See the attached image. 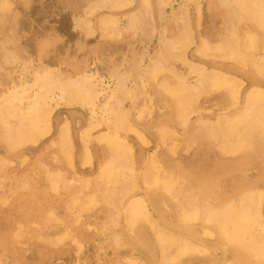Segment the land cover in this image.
<instances>
[{
	"label": "rangeland",
	"instance_id": "rangeland-1",
	"mask_svg": "<svg viewBox=\"0 0 264 264\" xmlns=\"http://www.w3.org/2000/svg\"><path fill=\"white\" fill-rule=\"evenodd\" d=\"M245 3L0 0V264H164L181 242L164 249L147 223L132 227L133 199L208 250L177 264H258L205 221L264 193V27ZM254 90L262 101L248 110ZM152 176L172 180V197L145 186ZM259 207L256 241L264 196Z\"/></svg>",
	"mask_w": 264,
	"mask_h": 264
},
{
	"label": "bare ground",
	"instance_id": "bare-ground-1",
	"mask_svg": "<svg viewBox=\"0 0 264 264\" xmlns=\"http://www.w3.org/2000/svg\"><path fill=\"white\" fill-rule=\"evenodd\" d=\"M127 1V0H126ZM131 1V0H130ZM244 1V0H243ZM246 2H247V5H246V3H245V5H246V7H248V15L250 14V16H248V17H250L251 18V16L253 17V19L255 18V19H257V21L259 22V24L262 26V27H264V2H262V0H245ZM264 1V0H263ZM117 3H119V2H117ZM121 4V3H120ZM1 9H4V8H1ZM87 13V12H86ZM244 13L246 14V11H244ZM247 15V14H246ZM253 19H251V20H253ZM254 19V20H255ZM258 22H257V24H258ZM258 24V26H260ZM253 37V36H252ZM250 39V38H249ZM247 41V40H246ZM251 41V40H250ZM254 41V40H253ZM255 43V42H254ZM203 44V43H202ZM205 44V43H204ZM202 46V45H201ZM200 46V47H201ZM247 46V45H246ZM169 47V46H168ZM254 47V46H253ZM204 49H205V47H203ZM202 48V49H203ZM249 48V47H248ZM203 49V50H204ZM209 49V48H208ZM214 49H216V48H214ZM200 51V50H199ZM210 51V50H209ZM204 52V51H203ZM208 53V52H207ZM219 53V52H218ZM199 54V53H198ZM221 54V53H220ZM202 56V55H201ZM204 56V55H203ZM220 57V56H219ZM238 63V62H237ZM207 75L209 76V74L207 73ZM205 77H206V75H205ZM213 79H214V81H215V84L216 85H221V84H224V85H227V86H231L232 87V89H229V90H231L230 91V93H231V96L233 97V99L235 100L236 98H238V89H237V85L235 84V83H233L232 81H230V80H226V79H221V77H220V75H214L213 77H212ZM92 80V79H91ZM75 83V82H74ZM241 83V82H240ZM166 85V84H165ZM211 86V85H210ZM223 86V85H222ZM240 86V85H239ZM167 87V86H166ZM165 87V88H166ZM209 87V86H208ZM185 89V88H184ZM187 89V88H186ZM215 89V88H214ZM219 89V88H218ZM224 89V88H223ZM222 89V90H223ZM227 90V89H226ZM228 90V91H229ZM174 92V91H173ZM77 93V92H76ZM178 93V92H177ZM174 94V93H173ZM74 95V94H73ZM230 95V94H229ZM77 96V95H76ZM237 96V97H236ZM82 97V96H81ZM187 97V96H186ZM231 97V98H232ZM77 98V97H76ZM185 98V97H184ZM261 98H262V95H261V91H259V90H254V91H251V92H249V94L247 95V97H246V99H247V101H245V102H247V105H245V106H247L246 108H248V110L249 109H252V107L255 105V104H258V103H260L262 100H261ZM75 99V98H74ZM78 100V99H77ZM184 100H187V99H184ZM179 101H180V99H179ZM189 101V100H188ZM187 101V102H188ZM78 102V101H77ZM76 101H75V103H77ZM183 102H185V101H183ZM235 102H236V100H235ZM234 104V103H233ZM187 105V104H186ZM180 106V105H179ZM185 106V105H184ZM256 107V106H255ZM247 110V109H246ZM46 117V116H45ZM238 118V117H237ZM232 122V121H231ZM67 124V123H66ZM36 125V124H35ZM44 125V124H43ZM218 125V124H217ZM236 125V124H235ZM64 126V125H63ZM67 126V125H66ZM47 127V126H46ZM230 127V126H229ZM64 128V127H63ZM231 128H232V125H231ZM35 129H39L38 128V126H36V128ZM66 129H67V127H66ZM68 130V129H67ZM237 130V129H236ZM30 131V130H29ZM36 131H39V130H36ZM35 130H34V133L36 132ZM69 131V130H68ZM67 131V132H68ZM131 131V130H130ZM36 134H37V132H36ZM63 134V133H62ZM65 134V133H64ZM68 134V133H67ZM66 134V135H67ZM32 135H34V134H32ZM106 135V134H105ZM140 135H142V134H140ZM245 136V135H244ZM62 137H66V136H62ZM98 137V136H97ZM110 137V136H109ZM163 137V136H162ZM30 138V137H29ZM101 138V137H100ZM100 138H99V140H100ZM104 138V137H103ZM107 138H108V136H107ZM144 138V137H143ZM25 140H26V138H24ZM62 139H64V138H62ZM113 138H111V140H112ZM33 140V139H32ZM101 140H103V139H101ZM100 140V141H101ZM108 140H110V138L108 139ZM110 140V142H112ZM116 140V139H115ZM114 141V140H113ZM140 141V140H139ZM144 142H143V144L145 143V140H143ZM24 142V141H23ZM102 142H104V141H102ZM108 142V141H107ZM64 143V142H63ZM107 144V143H106ZM114 144H117L116 142H114ZM126 144V143H125ZM240 144V143H239ZM15 145V144H14ZM68 146V145H67ZM121 146V145H120ZM123 146V145H122ZM126 145H124V149L125 148H129V147H125ZM227 146V145H226ZM65 147V146H64ZM113 147V146H112ZM119 147V146H118ZM118 147L116 148V149H118ZM15 148V147H14ZM109 148V147H108ZM227 148V147H226ZM230 148H232L233 150L236 148H234V146L233 147H230ZM239 148V147H238ZM67 149V148H66ZM121 148H119L118 150L119 151H121L120 150ZM130 149V148H129ZM228 149V148H227ZM117 150V151H118ZM232 150V151H233ZM85 151V150H84ZM129 151V150H128ZM173 151V150H172ZM228 151V150H227ZM239 151V150H238ZM127 152L125 151V154H126ZM130 153H131V150H130ZM88 154H89V152H88ZM87 154V156H89V158H90V155H88ZM119 154H121V153H119ZM125 154H123V156H125V158L128 156V154H127V156L125 155ZM228 154V153H227ZM230 154V153H229ZM232 154H234V151H233V153ZM86 155V154H85ZM122 155V154H121ZM130 155V154H129ZM87 156H86V158H87ZM120 156V155H119ZM130 157V156H129ZM70 158V157H69ZM84 158V157H83ZM125 158H122V159H125ZM128 158V157H127ZM88 159V158H87ZM86 159V160H87ZM91 159V158H90ZM90 159H88V160H90ZM129 159V158H128ZM85 160V161H86ZM125 161H128V160H125ZM90 162H91V160H90ZM87 163V162H86ZM88 164H90V163H88ZM87 164V165H88ZM155 164V163H154ZM87 165H85V166H87ZM156 165H158V164H156ZM156 167H158L159 168V165L158 166H156ZM152 168H154V166L152 167ZM110 170V169H109ZM111 171V170H110ZM153 171H155V170H153ZM159 171V170H158ZM160 172V171H159ZM158 174V173H157ZM159 176V175H158ZM155 177H157V176H155ZM166 177V176H165ZM152 178H153V176H152ZM162 178H164V176L162 177ZM162 178H160L161 180H162ZM166 179V178H165ZM164 179V180H165ZM164 180H163V183L159 180V177H158V179L157 178H153V180H152V183H151V185L150 184H148L149 186H147L146 184H145V186L147 187V188H155L154 190H156V188H158L159 190H161L162 192H163V194H170L172 191H171V189L168 187L169 186V184H168V186H167V184L164 182ZM167 181H168V179H166ZM165 180V181H166ZM166 181V182H167ZM172 180H170V181H168V182H171ZM149 182V181H148ZM145 187V188H146ZM130 188V187H129ZM133 188H136L135 186L133 187V185H132V187H131V189H133ZM168 188L170 189V191L168 190ZM149 190H151V189H149ZM257 191L259 192V193H257ZM256 192H255V194L253 193L251 196H250V198H249V200L248 201H246V200H244L243 201V199H245V198H243V199H241L240 201V205H236V204H234V205H236V208H234V207H230L231 208V211H230V209L229 208H226L227 210H224V211H221V213H219L218 215H215V213H208L207 212V217H206V219H205V221L207 222L206 224H209V223H212V222H214L215 221V225L214 226H216V231H217V235L221 238V240L223 241V243L227 246V245H231V246H234L235 248H236V250L239 252V254H241L242 255V258L243 259H251V260H253V261H255V263L256 262H258V264H259V262H264V236L262 237V239H260L259 241H256V240H254V239H252V238H248V233H249V231H250V229H251V225H253V224H256L259 220H260V217H259V210H260V207L259 206H261V203H262V197L264 196V193H263V195L260 193V191L259 190H257ZM131 192V191H130ZM159 192V191H158ZM129 193V192H128ZM161 193V192H160ZM251 193V192H250ZM249 193V194H250ZM172 194L173 193H171L170 194V197H172ZM167 196V195H166ZM248 196V195H247ZM142 197V196H141ZM175 197V196H174ZM146 198H147V200H148V203L150 204V206H151V208L154 210V211H160V210H162V204L161 203H163V200H164V197H162V196H160V195H157V194H155V193H153V192H147V194H146ZM168 198H169V196H168ZM247 198V197H246ZM133 199V198H132ZM170 199V198H169ZM172 199V198H171ZM170 199V200H171ZM105 200V199H104ZM174 201H175V198L173 199ZM129 201H131V203L129 204V202H128V213H127V216H128V219L126 220V221H128V223L130 224V225H132V227H134V225L136 226V221L137 220H142L143 222H145V223H147V225L149 226V228H151V229H149V231L150 232H152L153 230H154V233H155V240H156V242L158 243V245L160 246L161 245V247L162 248H164V249H167V248H172L173 247V245H175L176 244V242L177 241H179V242H181L180 243V245H179V247H178V250H176V251H174L172 254L170 253V255L168 256L169 258H165V261H164V264H177L178 263V260H179V258H181L182 256H184V255H187L189 252H192V253H200V254H204V253H206V250L204 249V247H200V246H195L196 244L194 243V242H192V243H194L195 245H193V244H191V242H189L188 240H186V239H184V238H182V239H180L181 237H173V236H175V235H173V236H171V234L170 233H167L165 230H163L161 227H159V226H157V224H155L154 223V221L155 220H152L151 221V213L149 212V210H148V208L145 206V204L142 202V201H140L139 199H133V200H129ZM146 201V200H145ZM246 201V202H245ZM245 203V204H244ZM231 204V206H232V203H230ZM229 204V205H230ZM164 206V205H163ZM251 206H252V208H255V214L253 213V212H251L254 216H252V214H251V216L248 214L249 213V210H250V208H251ZM229 207V206H228ZM165 208V207H164ZM263 208V207H262ZM229 209V210H228ZM181 211V210H180ZM184 212V211H183ZM247 213V214H246ZM197 211L196 210H192V211H187V212H184L183 214H181V216H182V219H183V221L184 222H188V223H190V222H194L196 219H197ZM223 216V218H221L222 216ZM126 216V215H125ZM261 216V215H260ZM126 221H125V223H126ZM141 221V222H142ZM182 222V221H181ZM145 223H144V225H145ZM205 223V222H204ZM263 223V222H262ZM261 223V224H262ZM213 225V224H212ZM192 226V225H191ZM263 225H261L260 227H262ZM142 229H143V227H142ZM128 230H130V229H128ZM133 230V229H132ZM131 230V231H132ZM262 230H264V229H262ZM206 233H208L207 231H205ZM202 234V233H201ZM263 234H264V231H263ZM210 235H211V232H210ZM216 235V236H217ZM179 236V235H178ZM211 237H212V235H211ZM208 238V237H207ZM143 243V242H142ZM178 243V242H177ZM206 243H208V242H206ZM223 245V244H222ZM145 246V245H144ZM210 246V245H209ZM158 247V246H157ZM162 248H159V249H162ZM176 247H174V249H175ZM227 248V247H226ZM225 248V249H226ZM231 248V247H230ZM150 249H151V247H150ZM155 249V248H154ZM233 249V248H232ZM227 250V249H226ZM208 251V250H207ZM228 251V250H227ZM226 251V252H227ZM144 253V252H143ZM216 253H217V251H216ZM216 253H215V255H216ZM149 254V253H148ZM207 254H209V253H207ZM213 255V254H212ZM226 258V257H225ZM231 258V257H230ZM147 260V259H146ZM223 260V259H222ZM246 261V260H245ZM248 261V260H247ZM147 263V262H146ZM161 263H163L162 261H161ZM160 263V264H161ZM219 263V262H218ZM229 263V262H228ZM227 263V264H228ZM150 264V263H149ZM155 264V263H154ZM224 264H225V262H224ZM230 264V263H229ZM263 264V263H262Z\"/></svg>",
	"mask_w": 264,
	"mask_h": 264
},
{
	"label": "trees",
	"instance_id": "trees-1",
	"mask_svg": "<svg viewBox=\"0 0 264 264\" xmlns=\"http://www.w3.org/2000/svg\"><path fill=\"white\" fill-rule=\"evenodd\" d=\"M60 33H61L62 35L67 36V37H69V36H70V37H74L73 34H71L70 31H65V32H64V31H60Z\"/></svg>",
	"mask_w": 264,
	"mask_h": 264
}]
</instances>
